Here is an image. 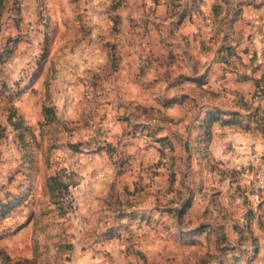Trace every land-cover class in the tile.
Masks as SVG:
<instances>
[{"label":"crops","instance_id":"obj_1","mask_svg":"<svg viewBox=\"0 0 264 264\" xmlns=\"http://www.w3.org/2000/svg\"><path fill=\"white\" fill-rule=\"evenodd\" d=\"M20 7L23 24L31 15L33 26L41 30L35 24L46 13L51 29L58 32L50 44L62 48L58 52L62 61H76L78 66L82 62V69L76 68V75H71L62 66L63 71L47 89L43 85L46 74L35 75V57L29 51L26 58L14 55L5 66L12 63L15 67L10 77L4 73L0 77L12 84L19 79L21 87L18 96H11L13 89L1 94L0 125L6 132L0 137V206L16 197L18 207L26 210L9 216V227L0 231V243H4L0 246L6 248L0 251V264H61L66 252L71 253L74 264H137L120 244L122 231L115 225L133 215L147 216V204L114 209L110 197L118 188L111 182L120 171L105 153V148L117 149L118 142L122 152L134 149L123 145L127 138L128 143L144 142L142 137L122 134L125 117L136 123V129L157 127L176 148L182 144V134L185 136L183 149L187 152V141L190 169L200 163L205 168L203 178L187 174L191 203L200 202L207 217L215 213L214 221L219 224L212 227V234L234 222L236 227H225L232 237L264 240L255 210L250 227L242 226L248 218L246 208L251 207L244 188L260 176L259 161L264 163V134L255 122L258 117L251 115L264 113V95L260 96L264 90V0H23ZM33 37L29 44L33 48L45 41ZM107 46L116 55L112 70ZM21 72L29 75L28 81ZM92 79L97 85L95 106L102 113L92 141L105 147L93 152L97 162L91 165L84 153L77 155L68 149L64 129L56 128L57 118L51 123L45 120L43 107L54 105L65 112L64 117H79L86 103H91L85 96L93 89L89 88ZM56 89L61 92L56 94ZM201 95L203 99L198 97ZM238 97L250 104L249 111L242 114L234 102ZM6 107H14L30 134L18 136L21 131L8 123ZM136 108L148 114L137 115ZM217 111L221 112L219 121L211 124L206 136L204 118ZM227 120L231 123H223ZM86 138L74 140L83 139L80 143ZM251 154L258 156L256 162ZM75 159L76 209L59 215L51 206L52 216L45 220L42 205L49 198V179L61 176ZM249 165L250 174L231 178L221 172ZM95 166L107 178L96 184L91 177Z\"/></svg>","mask_w":264,"mask_h":264},{"label":"rangeland","instance_id":"obj_2","mask_svg":"<svg viewBox=\"0 0 264 264\" xmlns=\"http://www.w3.org/2000/svg\"><path fill=\"white\" fill-rule=\"evenodd\" d=\"M22 1L1 0L0 3V77L2 73L10 77L11 70H14L15 67L13 69L12 63L8 68H5V66L14 55L20 53L22 55L20 57L26 58L30 51L35 57L32 60L35 65V75L37 73L46 74L47 78L43 81V85L49 89V85L54 83L63 71L62 66H67L70 74L76 75L74 70L76 68L81 70L80 66H82V62L78 66L76 61H62L58 55V52L62 48L50 44V38H56L58 32L57 29H51L50 17L46 13H44L45 15L40 14L37 19L38 22L36 21L37 23L35 24L41 26L43 31L33 26L34 21L31 15L26 18L27 24H23L24 16L21 14L20 7ZM40 1L42 2V0ZM43 6V3H40V7ZM42 11H45L44 8ZM33 36L44 37L45 41L40 43L36 48H33L29 46L32 38H34ZM106 49L110 57L109 66L112 70L116 62V55L113 47L107 46ZM50 51L51 55H49ZM54 51L56 52L54 53ZM87 69L90 70L92 67L89 66ZM24 70L26 69H22V71ZM84 70L86 69L84 68ZM20 74L24 75V78L28 81L29 75L27 77L25 72H21ZM1 81L5 86L2 87L0 85V90L3 88L6 92L20 86L19 79L13 82V84L9 83V81L6 83L3 79ZM89 84V88L93 89L90 93L86 94L85 98L90 99L91 103L90 105L86 103V107L79 117H64L65 112H60L54 105L52 107L44 106L43 114L47 119L57 118V124L61 127L57 126L56 128H63L64 134L68 136V140L70 141L68 149L77 155L84 153L85 155H83L87 158V162L92 165L97 162L95 155L93 156V152L104 149L105 146L101 148V145L97 146V142L93 143L92 141L94 139L92 136L96 133L99 116L102 113L95 106L96 82L92 79ZM60 92L61 89L59 91L56 89V94ZM11 96L14 97V92ZM198 97L203 99L204 95ZM3 100V96L0 95V104ZM67 101L69 102V100ZM9 102H12V100ZM234 102L243 110L242 114L244 111H249L250 107L248 105L250 104L247 101L238 97ZM245 103H248V108ZM198 108L199 103L197 104V110H199ZM3 109L8 120V116L12 115L10 107ZM136 111H138L136 112L137 115L141 113L148 114V112H145L141 108H136ZM190 113H193L192 110ZM216 114H221V112L217 111ZM17 117L19 118L20 116L17 114ZM252 117L255 118V116ZM257 117L260 121L264 120L263 114H257ZM124 121H127V126L124 128L122 134L125 137L128 135L138 138L142 137L144 142L142 145L139 142L133 141L128 143V138L126 137L127 139L124 140L123 145L125 147L134 146V149L129 152L127 151V153L122 152V150H119L122 143L118 142L114 145L117 149L105 148V153L110 157L109 160L113 165L119 168L117 170L120 171L111 182L115 186L117 185L118 188L113 189L115 191L112 192L113 194L110 197L115 204L114 209L120 210L124 207L131 208L132 206L140 207L144 205V202L147 204V216L139 218H135L136 216L134 215L128 216L129 218H126L125 221L121 220L115 225L117 230L122 231L121 235L123 237L120 244L122 243L129 255L132 258L134 257V262H137V264H264V240L249 236L241 238L232 237L230 233H226L225 227L227 226L230 229L232 228L231 225L236 227L237 223L234 222L226 224L221 232L216 230L215 234H212V227H217L216 225L219 224L214 221V218L215 220L217 219L215 213L211 212L212 215L207 217L200 202L195 203L194 206L191 203V192L188 191L190 187L188 184L189 177L187 174L192 172L193 177L203 178L205 168L200 163L197 168L191 167L190 169L189 164L191 160L187 157L190 151L188 149L185 152L183 149L185 136L183 137L182 134V144L176 148L166 134L162 135L158 133L157 127H144L140 130L136 129V123L131 124L129 118L125 117ZM60 122L62 123L60 124ZM86 128L89 129L88 133H85ZM52 130H55L54 127ZM77 136H86L88 139L86 138L87 140L84 139L85 141L77 143L78 140H83H74ZM80 147L91 149V151L87 150L85 152ZM136 147H138L137 150L135 149ZM75 161L76 159L70 161L72 164L67 167L68 169L65 168L60 176L62 183L59 186H63L60 190L61 199L57 188L49 191V198L45 199V203L42 205L44 214L47 216L44 218L45 220H48L52 216L54 209L51 206L55 208L59 215L64 213L72 214L76 209L77 205L75 202L77 197L74 189L77 187L78 178L77 173L74 171L75 166L73 164H75ZM199 161L197 160V162ZM54 163L57 164L55 159ZM2 170L0 165V172ZM93 170L91 171V177L96 181L95 184L99 183V180L103 181L107 179L103 172L97 171L96 166ZM221 172L223 175L233 178L242 174H250L252 170L251 165H249L245 167L240 166L239 169L222 170ZM257 182L258 178L251 179L248 182V188H244V191H247L246 193L247 195L249 194L248 196L251 199V207L247 206L245 214L249 215V211L252 213L258 212L260 226L264 230V201L261 203V206H258L252 197L254 184ZM241 190L238 188V191L241 193L240 195H242L241 197L246 198V193L241 192ZM64 194H69V201L64 200ZM19 195L20 193L17 194V196ZM123 203H125V206H121ZM15 206L18 207L17 201L16 203H10L9 207L0 206V231H6V228L10 225V221L8 220L12 215L24 214L26 212L23 208L20 209L18 207L20 210L16 209ZM123 210L126 209L124 208ZM101 211L105 210L102 209ZM130 218L132 219L130 220ZM208 222H211V224H208ZM250 223L248 221L243 222L242 226L249 228ZM0 234L2 233L0 232ZM7 235L8 233L3 234L4 237H7ZM1 246L0 251H3L5 245ZM71 249L69 250L72 251ZM64 256L61 264H70L71 253L66 252Z\"/></svg>","mask_w":264,"mask_h":264},{"label":"trees","instance_id":"obj_3","mask_svg":"<svg viewBox=\"0 0 264 264\" xmlns=\"http://www.w3.org/2000/svg\"><path fill=\"white\" fill-rule=\"evenodd\" d=\"M0 3H1V0H0ZM0 81H1V78H0ZM0 85L3 87V86H5V84L4 83H2V81L0 82ZM13 90H14V96H18L19 94H20V92H21V87L20 86H18V87H14L13 88ZM6 91H4V89L2 88V90H0V95L3 93H5ZM262 95H264V90L262 89V92H261V94H260V96H262ZM245 105L247 106L248 105V103H245ZM250 108H251V106L250 105H248ZM248 106H247V108H248ZM10 110H11V112H12V115L11 116H8V123L10 124V126L15 130V131H17V130H19V132L21 131V133L20 134H18V136L20 137V138H23L25 135H28V134H30V132H29V130H28V128H26L24 125H23V123H22V121H21V119H20V117L18 118L17 117V113H16V110L14 109V107H10ZM250 110V109H249ZM217 112H209L207 115H206V117H205V119H204V133H205V135L206 136H208L209 135V129H210V126H211V124L213 123V122H215V121H219V117L218 116H220V114H216ZM257 114H259V112H257V111H254L253 112V115L252 116H257ZM13 116H15V117H13ZM263 116H264V113H263ZM255 119V118H254ZM45 120L46 121H49V123H51L52 121H54V120H56L55 118L54 119H47V118H45ZM257 121V122H256ZM255 122H256V124H257V126H258V128L259 129H261V131L263 132V134H264V121H260L259 119H255ZM223 123H226V124H229V123H231V120H227V121H224ZM5 132H6V128L5 127H3V126H1L0 125V137H2V136H4V134H5ZM60 183H62V180L60 179V175L58 174V175H56V176H54V177H51L50 179H49V184H50V188H51V190L52 189H55V188H57V190H58V192H59V197L61 196V192H60V190L63 188V186H59V184ZM18 198H12V199H10L5 205H1V206H5V207H9V204L10 203H14L15 201H18L17 200ZM60 199H61V197H60ZM262 204H260V205H258V206H261ZM253 216V213L251 212V211H249V215H248V218H247V221L248 222H250V220H251V218L250 217H252Z\"/></svg>","mask_w":264,"mask_h":264},{"label":"built area","instance_id":"obj_4","mask_svg":"<svg viewBox=\"0 0 264 264\" xmlns=\"http://www.w3.org/2000/svg\"><path fill=\"white\" fill-rule=\"evenodd\" d=\"M251 158L255 162L256 160H258V156L256 154H251ZM259 171L260 176L258 177V182L254 184V189L252 190V197L257 205L261 204L264 201V163L261 160L259 161ZM63 196L65 198V201H69V194H64ZM70 264H74L73 258H71Z\"/></svg>","mask_w":264,"mask_h":264},{"label":"water","instance_id":"obj_5","mask_svg":"<svg viewBox=\"0 0 264 264\" xmlns=\"http://www.w3.org/2000/svg\"><path fill=\"white\" fill-rule=\"evenodd\" d=\"M185 149H186V151H188V143L187 142L185 143Z\"/></svg>","mask_w":264,"mask_h":264}]
</instances>
